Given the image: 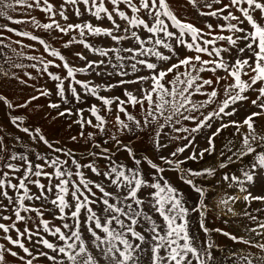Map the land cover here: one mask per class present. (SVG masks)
<instances>
[{
  "label": "snow or ice",
  "instance_id": "obj_1",
  "mask_svg": "<svg viewBox=\"0 0 264 264\" xmlns=\"http://www.w3.org/2000/svg\"><path fill=\"white\" fill-rule=\"evenodd\" d=\"M190 9L204 18L202 26L184 18ZM18 10L27 18L11 14ZM85 15L110 26L81 19ZM72 16L79 22H70ZM0 18L25 26L0 24V88L11 81L31 86V72L22 79L15 69L47 74L60 101L48 104L57 110L51 118L75 117L71 123L79 131L71 140L87 142L81 163L59 141L11 114L51 91L35 89L38 95L22 104L0 92L9 123L49 150L34 163L0 134V264H9L8 257L19 264H220L216 253L224 249L213 233L232 242L223 258L227 264H264V0H0ZM28 26L55 33L52 39L63 48L82 45L99 59L76 51L85 63L74 67ZM13 36L37 42L55 59L27 55L23 49L35 51L34 45ZM89 37L108 42L97 47ZM23 59L35 63L18 62ZM77 73L94 74L103 83L80 80ZM115 88L121 95H101ZM89 97L99 105L82 107ZM246 104L255 110L234 119ZM228 129L238 139L227 141L217 164L183 167L213 156L216 139ZM237 162L243 165L239 175L219 174ZM168 171L197 194L191 208ZM198 180L226 186L215 207L246 218L239 233L208 226L209 188ZM238 203L244 205L240 212ZM254 203L260 207L252 209ZM191 213L199 217L203 238L190 233Z\"/></svg>",
  "mask_w": 264,
  "mask_h": 264
},
{
  "label": "rangeland",
  "instance_id": "obj_2",
  "mask_svg": "<svg viewBox=\"0 0 264 264\" xmlns=\"http://www.w3.org/2000/svg\"><path fill=\"white\" fill-rule=\"evenodd\" d=\"M23 10H18L17 12L11 13L15 18L18 19H24L27 18L23 15H21V12ZM32 15H35L38 20H41V22L45 21V17L42 13L39 11H33L31 13ZM183 16L185 19L190 20L194 22L197 26H202V20L203 17H199L195 11V9H190L188 11H185L183 13ZM81 19L84 20H91L94 24L95 23H102L103 26L108 27L110 26L109 23L105 20L103 22L95 21L94 18H91L87 15L82 17ZM70 22H79L76 17L72 16L70 18ZM215 23V21H212ZM2 23H9L3 18H0V24ZM63 23V21H62ZM10 27L14 28H25L24 25H15L10 24ZM28 30L32 31L34 34H37L41 36L42 38L48 40L54 47H56L58 50L61 51L62 55L65 56V58L71 62V64L74 67H83L84 61L79 60L75 56L76 51H82L85 56L88 57V59H99V57L95 56L93 53L89 52L86 49H83L82 45H72L70 48H63L62 42L58 40H53L52 36L56 35L55 33H47L40 29L32 28L31 26H28ZM5 35H11L9 33H5ZM69 37L65 36L64 40H67ZM13 39H21L23 40L24 44H31L34 45V48L36 49L33 51L32 49L25 48L23 51L27 55H36L40 56L43 54L45 57H47V54L43 52V47L39 45L37 42L27 40L22 37H15L13 36ZM90 42L94 43L97 47L104 46L105 43L108 42L107 38H101V37H89L88 38ZM15 47V45H14ZM48 59H55L52 57H47ZM207 58V57H205ZM18 62H22L25 65H29L32 63H35V61H29L27 59L20 60ZM59 62V61H57ZM7 67V65H5ZM19 75L22 79H27V77H24V72H31L32 76L34 77L33 80L28 81V85H20L18 82L11 81L9 85H5L3 88H0V92H3V94L7 95L9 99L13 101L14 104H22L27 99H29L32 95H38V92L35 91V89H47L52 92L51 96L48 97H40L37 100L32 101L26 108H16L14 111H12V115H17L23 117V124L22 126H29L32 128L39 127L43 134L52 142L59 141L58 147H63L66 150H71L74 154V156L77 159L81 160V163L85 162L87 159L86 151L87 148V142L84 140H80L78 143L73 142L71 140V136L77 135L79 131V126L76 124H72V120L75 119V117H69L64 118L60 117L58 119L53 120L51 117L56 116V111L54 109H50L48 107L49 103H59V97L55 94V82L50 80L47 76V74H38L35 69L32 68H24V69H15L13 70ZM49 71H52L57 74L66 75V70L62 68H49ZM223 74V73H220ZM77 78L80 80H91L95 84H102L103 80L101 77L95 76L94 74H81L77 73ZM115 82V81H113ZM67 84V81H66ZM135 88V85L132 86H125ZM78 91H82L79 89V86H77ZM122 89L121 88H115L111 92H101V95L105 96H113V95H121ZM70 95V94H69ZM253 98H255L253 96ZM96 103L99 105V101L95 100L94 98H87V102L83 105H81L84 108H87L90 104ZM66 105H62V108ZM62 110V109H61ZM255 110L254 108H251L247 104L244 107H240L239 112L237 113L236 117H233L234 119H242L247 112ZM8 111L3 104H0V125L3 126V132L0 134H3L5 136V141L9 144L11 150L17 152V153H23L29 157L34 163H39L36 159L37 154L41 155H47L49 153V150L46 149V147L43 144H37L34 143L26 134L20 132L18 129H16L13 125L9 123L8 118L5 116V112ZM50 114V115H49ZM87 115V113H85ZM71 124V127L69 125ZM85 131H92V129L88 128L85 129ZM234 129H228L225 132L221 134V137H218L216 139V146H217V152L213 156H205V158L199 162H193L188 161L183 167L185 168H193L196 170L202 169L204 167L212 166L214 164H217L220 157H219V151L223 149L224 145L227 143L228 140H237L238 137L234 135ZM16 137H19V139H15ZM199 143L201 147H204V140L202 138H198ZM177 143H182L178 141ZM151 155L150 153H141L140 155ZM52 155H56V153H52ZM121 160H125V158L117 154ZM184 155H187L185 153ZM67 157L61 156V159H66ZM249 158H245V164L247 163ZM127 163V161L125 160ZM100 163H103L102 161ZM243 165L240 164V162H237L236 164H233L230 166V169H218V172L220 175H223L225 171L231 170L234 174L239 175V167H242ZM89 176H92L93 179L95 177L91 173H87ZM167 178L170 180V182L178 187L184 194V198L187 200V206L191 208L193 205L197 203V194L191 190V188L183 184L177 179V176L174 172L168 171L166 174ZM198 183H204L206 187L209 188L208 196L206 198V203L209 206V212L207 216V224L210 228L213 227H220L223 228L225 231L233 232V234H237L242 229V224L246 223V218L243 216H232V215H225L220 212L218 208L215 207L219 195L222 194L226 186H220L216 188H212V181H197ZM230 191V190H229ZM235 210L237 212H240L244 205L243 204H236L234 205ZM257 207H260L259 204H253L252 209H255ZM226 211V210H225ZM259 215V214H258ZM46 219H48L51 223L59 224V221H53L51 216H46ZM29 226L35 227V223H31ZM190 233L193 236H196L197 238H203V233L201 232L199 228V217L195 213L190 214ZM213 239L216 241V243L219 245L220 248L224 249L223 251H217L216 255L218 258H220V264H227V260L223 259L226 256L227 251L229 248L232 247V242L228 241L225 237L213 233L212 234ZM49 239H51L49 237ZM2 242V241H0ZM236 247H240L237 245ZM9 264H19L18 261L14 260L12 257H8ZM41 264H48L46 261H41Z\"/></svg>",
  "mask_w": 264,
  "mask_h": 264
}]
</instances>
